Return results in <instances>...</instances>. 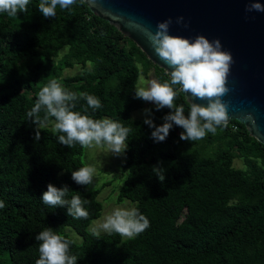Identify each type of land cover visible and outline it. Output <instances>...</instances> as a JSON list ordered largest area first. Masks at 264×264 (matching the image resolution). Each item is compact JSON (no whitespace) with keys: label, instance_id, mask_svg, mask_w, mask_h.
Instances as JSON below:
<instances>
[{"label":"trees","instance_id":"trees-1","mask_svg":"<svg viewBox=\"0 0 264 264\" xmlns=\"http://www.w3.org/2000/svg\"><path fill=\"white\" fill-rule=\"evenodd\" d=\"M38 4L30 0L28 12L16 17L0 13V201L5 204L0 209V264H35V236L46 227L71 241L67 228L81 237L70 245L77 264H264V146L236 121L193 142L180 140L183 129L174 125L164 141H155L154 129L131 117L145 104L135 98L137 65L144 73L153 70L159 83L169 80L167 73L81 0L69 9L57 7L54 18H44ZM63 48L67 52L60 56ZM75 66L79 74L63 76ZM52 79L68 91L95 95L102 104L93 112L79 100L74 111L131 129L124 153L126 178L116 202L134 203L149 219L150 227L141 234L97 238L88 232L101 215L97 198L108 184L87 191L88 186L71 179V171L85 166L83 148L57 142L54 118L41 130L40 141L34 140L36 126L26 112ZM175 102L184 105L187 116L184 94ZM150 109L157 126L171 111ZM236 159L243 168L234 166ZM158 164L165 170L163 182L152 170ZM48 184L67 185V199L79 195L87 200L88 218L74 219L66 207L45 205L41 196Z\"/></svg>","mask_w":264,"mask_h":264},{"label":"clouds","instance_id":"clouds-1","mask_svg":"<svg viewBox=\"0 0 264 264\" xmlns=\"http://www.w3.org/2000/svg\"><path fill=\"white\" fill-rule=\"evenodd\" d=\"M29 2L30 0H0V13H6L10 17L27 13ZM75 3L76 0H39L38 10L44 18H54L57 7L65 10ZM246 11L264 12V5L254 0ZM182 21L183 17L177 18V23ZM171 23L169 18L158 22L155 32L144 30L154 53L171 69L167 72L169 80L159 83L155 79L145 81L141 77L134 85L135 98L154 103L157 111L164 108L171 110L163 116V123L159 126L151 118V109L143 110L148 117L144 123L154 129L151 135L155 141H164L174 125L183 129L180 140L199 141L208 133L215 135L217 128L227 127L228 117L222 97L229 91L226 86L227 76L234 61L230 52L222 50L219 39L210 41L203 35L192 40L173 36L169 34ZM180 93L185 94L189 102L187 116L184 105H177L175 102ZM189 94L191 97L206 100L207 106L191 102ZM79 100L86 101L87 108L93 112L102 107L101 101L95 95L68 91L55 79L45 84L37 93L34 105L26 112L27 120L36 126L34 140L40 141L41 130L54 118L52 131L53 134H59V144L68 148L75 144L82 148L106 146L110 154L123 155L131 129L110 118L93 119L88 114L74 111ZM152 170L163 182L165 170L159 164L154 165ZM94 173V167L83 166L71 171V179L78 185L88 186L93 182ZM69 191L67 185L57 188L48 184L41 200L52 208L66 207V214L74 219H87L89 213L84 205L88 201L82 200L79 195L67 199ZM4 207V202L0 201V209ZM149 227V219L138 208H118L106 216L99 229L92 230V235L98 238L100 230H103L109 235L115 233L121 237L133 238ZM35 240L39 242V259L35 264H77L78 257L70 254L73 241L58 234L51 227L40 231Z\"/></svg>","mask_w":264,"mask_h":264},{"label":"water","instance_id":"water-1","mask_svg":"<svg viewBox=\"0 0 264 264\" xmlns=\"http://www.w3.org/2000/svg\"><path fill=\"white\" fill-rule=\"evenodd\" d=\"M254 0H83L91 13L131 40L146 58L166 73L168 66L154 53L145 29L171 18L169 34L194 39H219L233 63L227 76V124L236 121L264 146V12L246 11ZM264 5V0H255ZM183 21L177 23V18ZM185 97V94H184ZM189 104L188 100L185 98ZM207 106L206 100L191 97Z\"/></svg>","mask_w":264,"mask_h":264},{"label":"rangeland","instance_id":"rangeland-1","mask_svg":"<svg viewBox=\"0 0 264 264\" xmlns=\"http://www.w3.org/2000/svg\"><path fill=\"white\" fill-rule=\"evenodd\" d=\"M67 52V48H63L60 51V56L64 55ZM90 66V64H88ZM140 74L138 82L142 77L145 81H150L155 79L153 70L148 71L147 73L142 72V65H137ZM81 72L80 67L75 66L73 69H66L63 71V76H73ZM137 82V83H138ZM154 103L146 102L143 108L138 109L132 112L131 117L137 121H143L147 118L144 114V109H150ZM53 127V125H52ZM81 161L85 166H92L95 169L93 182L91 185H88L87 191H93L101 189L104 184H108L102 188L98 201L102 204L101 215L98 219L91 222L88 227V232L92 233L93 229H99V226L104 222L106 216L110 215L114 210L120 209H130L135 207V204L124 199L122 202L117 203V195L125 181L126 171L124 170V163L126 161L125 154L121 156H115L109 153L106 146H97L93 145L92 147L83 148V154L81 156ZM234 166L238 169L244 167L243 162L240 159L234 161ZM68 236L75 242L80 243L81 237H79L72 229H65ZM107 234L103 230H100V235Z\"/></svg>","mask_w":264,"mask_h":264}]
</instances>
